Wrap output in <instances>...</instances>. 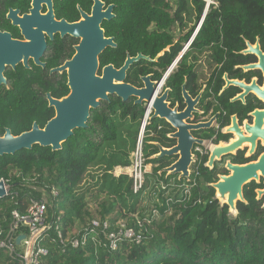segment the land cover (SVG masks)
Returning a JSON list of instances; mask_svg holds the SVG:
<instances>
[{
    "label": "trees",
    "instance_id": "16d2710c",
    "mask_svg": "<svg viewBox=\"0 0 264 264\" xmlns=\"http://www.w3.org/2000/svg\"><path fill=\"white\" fill-rule=\"evenodd\" d=\"M176 10L171 12L169 0H109L115 18L104 23L106 37H111L115 49H106L99 57L100 70L112 65L119 69L126 56L141 54L153 59L169 47V52L156 66L163 72L179 53L180 46L172 45L169 27L178 21L185 26L183 14L189 21L199 19L203 3L198 0H174ZM196 38L199 51H211L221 27L227 50L239 51L244 41L255 42L264 34V0H216ZM194 7H192V6ZM7 0L0 1V25L3 24ZM195 10V14L193 13ZM242 37V38H241ZM75 40H62L54 50L46 52L44 72L31 66H20L5 73L7 85L0 87V137L5 130L17 136L40 128L54 116L48 108L46 94L61 99L68 94L65 73L49 75V70L60 67L74 54ZM140 64L143 67L140 70ZM153 64L139 61L127 73L126 82L139 87V74L151 73ZM141 71V72H140ZM100 73V71H99ZM160 76V75H159ZM135 99L121 101L110 96L90 112L86 128L75 130L62 149L33 146L14 155L0 157V180L8 186V194L0 198V229L10 223L11 213H24L31 199L47 197V221L52 230L41 243L48 251L41 264H264V210L263 200H256L261 183H250L243 189L245 203H237V216L232 217L227 206L220 207L211 185L218 181L217 170L209 171L201 164L199 175L191 176L196 187L186 199L175 195L168 207L165 192H157L164 180L159 172L171 161L151 159L155 127L146 126L143 140L145 163L150 166L139 194L131 190V180L123 172L131 164L138 130L145 110ZM206 158L203 159L204 163ZM239 163V162H237ZM121 172L117 173V170ZM224 174V172H221ZM39 187V191L36 190ZM55 189L58 196H50ZM157 194L153 207L147 211L144 200ZM199 200V203H197ZM96 206L98 218L91 208ZM157 212V215L154 213ZM93 220L107 221L108 233L118 229H133L141 241L123 240L117 248L109 249V242L101 236L88 237L84 247L72 248L56 240L54 228L64 239H80L87 234ZM0 264H17L0 250Z\"/></svg>",
    "mask_w": 264,
    "mask_h": 264
},
{
    "label": "water",
    "instance_id": "95a60500",
    "mask_svg": "<svg viewBox=\"0 0 264 264\" xmlns=\"http://www.w3.org/2000/svg\"><path fill=\"white\" fill-rule=\"evenodd\" d=\"M30 15L20 19H13V25L21 29L22 34L27 38V43L11 41L5 34H0V86L6 84L4 78L5 69H14L18 64L28 68V61L33 60L35 66L44 69L40 64L39 58L42 56L46 46L43 33L52 39L53 35L59 34L61 38L69 37L79 41L74 47L72 58L60 67L50 70L49 74L66 75V86L68 94L61 99H54L47 94L45 96L48 108L52 109L54 116L40 128L33 123L31 129L20 135H12L10 130H5L0 137V157L4 155H14L21 150H30L33 146L50 148L52 152L62 149V144L70 138L75 130L86 128L90 117V112L99 107L102 102L108 101L110 96L126 101L130 98L135 99V104L142 106L152 114L148 119L151 125L155 119L170 123L174 128V133L168 138L175 141L170 149H165L159 144L153 146L158 149V154L151 159L176 157V160L168 167L159 172V176L177 177L180 180H189V168L193 164V147L202 146L203 141L193 139L188 131H197L201 126H188L182 122L185 113L176 115L175 111H170L166 103L167 91L160 96H154L156 82L150 80V76L142 78L143 86L136 88L126 82V76L130 65L141 59L156 62L168 48L161 51L153 60L149 57L138 55L131 58L126 56L123 65L116 69L112 65L101 68L99 57L108 48L115 49L116 45L112 38H106L102 23L108 22L113 18L112 7L102 10L103 5L99 0H93L90 15L81 13V20L74 24L64 21L56 22L52 14L53 0H30ZM41 4H45L47 12L40 16ZM17 12H13V15ZM248 50L243 54L252 53L258 58L257 65L245 67L247 69H257L264 73V55L259 51L258 44L252 48L247 44ZM100 71V73H99ZM243 87L241 84L239 85ZM252 91L264 101V87L260 91L252 86ZM263 113L255 112L256 118L254 126H246L245 132L248 137H243L241 131L235 127L227 129L226 132L235 134V140L228 145L215 146L208 157L205 165L212 170L215 160L233 155L235 150L242 148L244 144L249 146L247 157L253 153L257 139L264 144V129L258 126V118ZM175 120V121H174ZM209 124H206L208 128ZM234 126V125H233ZM225 169L229 172L227 176H220L216 183L211 185L215 191V200L220 207L227 206L228 212L232 217L237 216V203H245L243 189L250 183H259L263 180L264 185V154L255 163L244 166L226 163ZM8 188L0 180V198L5 197ZM256 200L261 201L264 210V188L256 190ZM23 237L16 239L18 245Z\"/></svg>",
    "mask_w": 264,
    "mask_h": 264
},
{
    "label": "flooded vegetation",
    "instance_id": "af4514ba",
    "mask_svg": "<svg viewBox=\"0 0 264 264\" xmlns=\"http://www.w3.org/2000/svg\"><path fill=\"white\" fill-rule=\"evenodd\" d=\"M99 2L103 5L102 10H106L111 6L113 14V5L109 4V0H99ZM169 2L173 14L176 10V3L174 0H169ZM198 2H201L204 5L199 19L196 20L194 15L192 20L189 21L183 14V23L185 26L181 27L179 22L175 21L169 27L168 34L171 36L173 42L171 46L178 44L181 47L179 53L170 61L169 65L163 72L158 66H156V64L164 54L156 62L145 61L143 59L139 60L148 62L154 66L151 68V73L138 75L140 84L139 87H136L141 88L143 86L142 78L150 76V80L157 83L154 96H160L164 91H167L166 103L168 109L170 111H175L176 115L185 113L186 111L184 118H182V122L188 126H201L197 131H188L193 139L203 141L202 146L195 145L193 147L192 153L194 162L189 168V177L199 175V166L201 164L206 168L205 165L208 161L209 154L215 146L220 144L228 145L231 141L235 140V134L233 131L226 132L227 129L235 127L237 130L241 131L243 137H248L249 135L245 132V125L250 127L254 126L256 118L253 114L255 112L263 113L258 118L257 124L261 129H264V101L252 91V86L260 91L263 90L264 73L257 69L245 68L251 65H257L259 60L257 56L252 53L243 54L248 50L247 44L252 48L258 44L260 53L264 55V34L261 40L257 37L253 43L245 40L244 48L239 51H229L224 46V36L221 27H219L215 42L212 45L215 50L213 57H211V51H199L194 44L209 13L210 6L213 5L216 7L217 2L216 0H209L207 10L205 9V0H198ZM92 6L93 0H53L52 14L56 22L64 21L68 24H74L81 20V13L90 15ZM31 9L30 0H7L4 21L3 24L0 25V34H5L11 41L27 43L28 40L22 34L21 29L13 25V19H20L23 16L30 15ZM13 12H17V14L13 15ZM46 12V5L41 4V10L39 12L40 16L45 15ZM193 13L195 14V10H193ZM114 18L115 16L113 14L111 20ZM104 23L107 22H103L102 25ZM43 35L46 48L42 56L39 58V62L44 65V69L35 66L33 60L30 59L27 63L28 70L31 66H34L44 72L47 64V50L51 51L57 49L62 44V40H75L76 43L72 46L73 50L79 43V41L74 38H61L59 34L53 35L52 39H49L44 33ZM167 48L168 50L164 53L169 52V47ZM139 61L134 62L132 65ZM132 65H130V67ZM20 66L23 67L22 64H18L14 69L7 67L4 72L5 80V73L8 74V70L14 71ZM141 67H143L142 64L136 68L140 70ZM164 73L167 74L163 80ZM240 84L243 87L239 86ZM6 85L7 80L6 84L2 86ZM151 114L152 112L150 111L148 119ZM206 124H209L208 128H206ZM151 125L155 127L156 131L154 134L150 133V135H153L155 139L159 140L164 136L166 140L164 145L158 141L150 142L151 151L155 150L151 154L152 157L158 154V149L153 146L154 143L159 144L165 149H170L174 146L175 141L169 139L168 136L173 134L175 130L170 123L158 119L153 120ZM248 151L249 146L244 144L242 148L235 150L233 155L225 156L219 161L215 160L212 170H209L208 168L206 169L209 171H214L216 169L217 178L220 176H227L229 175V172L225 169L226 163L229 162L233 165L240 166L255 163L258 158L264 154V144H262L261 140L257 139L253 153L247 157ZM204 158H206V161L202 163ZM153 160L171 161L169 164L171 165L176 160V157L172 156L169 158ZM195 166H197V171L191 172V168H194ZM220 171L224 172V174H221ZM259 183L263 185V180H260Z\"/></svg>",
    "mask_w": 264,
    "mask_h": 264
},
{
    "label": "built area",
    "instance_id": "2783aa9c",
    "mask_svg": "<svg viewBox=\"0 0 264 264\" xmlns=\"http://www.w3.org/2000/svg\"><path fill=\"white\" fill-rule=\"evenodd\" d=\"M209 0H205V9L207 10ZM167 73H164L163 80ZM148 109H146L144 117L141 121L134 151L131 155L130 166L123 170L127 177L131 180V190L134 194H139L145 183L146 175L150 172V166L145 163L143 153V140L145 138V131L147 126V119L149 116ZM197 151V150H196ZM121 172V170H118ZM197 171V166L191 168V172ZM185 180H178L177 177H168L160 181L157 186V192H165L169 198L165 201L166 206L174 202L175 195L179 194L182 198L188 199L191 196V190L196 187V181L191 180L182 183ZM3 182V181H2ZM4 183V182H3ZM5 187L6 184L4 183ZM8 192L6 193V195ZM5 195V196H6ZM50 196L55 198L58 193L55 189H51ZM47 200L42 197L39 200L31 199L24 211L19 213L13 211L11 213L10 223L5 229H0V250H2L11 260L17 264H41L43 258L48 255V251L41 243L45 239L47 233L52 230V223L47 219ZM199 203V200H197ZM157 215V212L154 211ZM109 224L107 221L93 220L91 228L88 233L83 235L80 239L68 240L64 239L61 231L54 228L56 233V240L61 245H69L72 248L84 247L87 243L88 237L101 236L109 242L108 247L114 251L118 243L123 240L134 241L138 244L141 241V236L136 234L133 229L125 228L124 225H119L117 231L108 233ZM22 236L19 244H16V239Z\"/></svg>",
    "mask_w": 264,
    "mask_h": 264
},
{
    "label": "rangeland",
    "instance_id": "374dc122",
    "mask_svg": "<svg viewBox=\"0 0 264 264\" xmlns=\"http://www.w3.org/2000/svg\"><path fill=\"white\" fill-rule=\"evenodd\" d=\"M176 34V33H175ZM117 173H119V171L117 170ZM182 183H185L186 184V182L185 181H183ZM36 190H40L39 189V187H37L36 186ZM157 194H152L151 195V197L149 198V200H144V204H143V207L145 208V209H147V211H149L153 206V202H155L156 201V198H157ZM45 199H47V197H44ZM96 211H97V208H96V206H94V207H92L91 208V213H92V215H93V218H98V215H97V213H96ZM118 225H124V221H120L119 223H118Z\"/></svg>",
    "mask_w": 264,
    "mask_h": 264
}]
</instances>
